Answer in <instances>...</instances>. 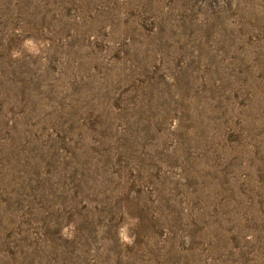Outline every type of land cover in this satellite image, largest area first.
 I'll list each match as a JSON object with an SVG mask.
<instances>
[{
  "label": "rangeland",
  "instance_id": "rangeland-1",
  "mask_svg": "<svg viewBox=\"0 0 264 264\" xmlns=\"http://www.w3.org/2000/svg\"><path fill=\"white\" fill-rule=\"evenodd\" d=\"M0 264H264V0H0Z\"/></svg>",
  "mask_w": 264,
  "mask_h": 264
},
{
  "label": "clouds",
  "instance_id": "clouds-1",
  "mask_svg": "<svg viewBox=\"0 0 264 264\" xmlns=\"http://www.w3.org/2000/svg\"><path fill=\"white\" fill-rule=\"evenodd\" d=\"M22 47L26 49L30 54L33 55H39L40 53V46L37 45L32 39L26 38L22 42ZM21 53L19 52H14L13 55H20ZM118 236L121 240V243L126 244V245H131L134 243L135 237L134 235L130 232V227L127 224L122 225L118 229Z\"/></svg>",
  "mask_w": 264,
  "mask_h": 264
}]
</instances>
